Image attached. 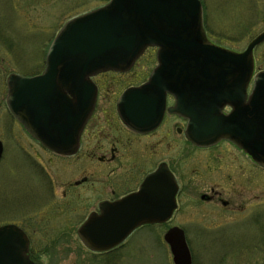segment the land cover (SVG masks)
<instances>
[{
    "label": "water",
    "instance_id": "95a60500",
    "mask_svg": "<svg viewBox=\"0 0 264 264\" xmlns=\"http://www.w3.org/2000/svg\"><path fill=\"white\" fill-rule=\"evenodd\" d=\"M262 41L264 31L242 52L212 44L204 32L200 0H109L64 24L48 50L44 74H10L7 102L13 114L47 147L72 154L95 103L96 90L89 76L128 69L148 45H156L160 65L151 83L124 93L119 103L123 120L133 124L125 102L132 92L148 91L153 82L163 84L165 74L174 75L175 66L169 61L177 53L183 61V76H198L208 85L199 88L198 96L188 98L193 105L179 103V110L193 116V125H198V137H190L198 144L231 140L264 166V70L254 75L250 94H246L254 74L253 50ZM67 91L77 96L81 93L80 105L66 101ZM226 104L232 106L228 114L222 112ZM176 190L174 176L162 165L146 177L138 191L101 202L100 212L88 216L78 235L93 251L110 250L137 227L168 220L177 206ZM164 238L174 264H192L182 228L171 227ZM29 249L30 241L22 228L16 224L0 226V264H37Z\"/></svg>",
    "mask_w": 264,
    "mask_h": 264
},
{
    "label": "rangeland",
    "instance_id": "374dc122",
    "mask_svg": "<svg viewBox=\"0 0 264 264\" xmlns=\"http://www.w3.org/2000/svg\"><path fill=\"white\" fill-rule=\"evenodd\" d=\"M107 1L0 0V138L3 137L6 144L0 161V226L14 223L23 227L30 237L32 257L40 264H108V258L93 256L83 245L77 228L96 208L100 198L119 196L127 191H115L113 195L112 191H96L91 184L78 188V191H66L68 183L80 178L78 174L84 171L80 170L82 166L79 163L67 165L55 160L49 165L47 157L40 159L43 164L31 163L35 150L16 132L13 134L19 141L16 143L19 147L3 135V130L12 124L4 107L6 77L13 70L30 72L37 63L41 65L51 39L69 18ZM201 2L203 23L210 37L225 45L243 49L264 30V0ZM254 55L255 74L264 68V42L255 48ZM137 66V71L148 69L143 60ZM110 85L111 90L105 88L104 93L107 91L113 98L121 85ZM92 148L90 145L88 150ZM26 154L31 158L30 166L25 161ZM85 167L92 178L99 181L109 179L99 174L93 163L85 164ZM258 172V191L247 195L251 196L249 204L258 203V213L262 215L264 171L260 169ZM66 193L74 195L65 197ZM197 197L196 191L184 193L173 220L186 231L193 264H264V216L261 222L258 216V227L247 224L238 226L235 231L232 229L226 237L222 234L205 240L200 237L199 240L196 232L203 222L213 231L215 228L211 227V222L228 213L221 212L219 206L215 209L211 205L196 203ZM66 200L74 203L70 205ZM252 208L249 209L250 214ZM166 230V226L137 229L127 243L114 252L113 264H174L170 247L164 240Z\"/></svg>",
    "mask_w": 264,
    "mask_h": 264
},
{
    "label": "flooded vegetation",
    "instance_id": "af4514ba",
    "mask_svg": "<svg viewBox=\"0 0 264 264\" xmlns=\"http://www.w3.org/2000/svg\"><path fill=\"white\" fill-rule=\"evenodd\" d=\"M205 32L210 41L220 46L237 51H241L246 47L244 46L243 49L230 47L222 41L210 37L207 29H205ZM47 49L48 47L45 50L41 65L37 63L30 72H18V70L11 72L31 77L42 74L46 67ZM157 52V47H147L129 69L100 72L92 76L97 89L96 101L92 114L80 132L79 146L75 154L63 155L46 148L35 135L27 130L22 121L11 113L6 102L7 92L4 107L12 124L9 125V130H3L4 137L11 138L12 140L9 142H14L15 147H19L16 145L19 141L13 134V132H16L17 136L23 138L27 145L35 150V156H32L33 159L27 154L25 156V161L29 166L31 165L30 159L31 163L35 165L36 163L43 164L40 161L42 157H47L49 165L55 160L67 165L79 163L82 166L80 170H84L82 171L84 173L78 174L80 178L68 183L66 191H78V188L87 184H91L93 186L91 188L96 189V191H112L113 195L115 191H127L119 196L100 198L96 203V208L92 211H99L100 203L103 201H114L131 191H138L147 176L165 165L174 176L177 185V208L169 220L147 224L138 229L149 226H166L168 229L171 226H177L173 223V220L180 209L184 193L186 194L187 191L197 192L196 203L211 205L215 209L219 206L221 212L228 213L227 216L217 217L213 223L211 222V227L215 228L213 231L210 230V226L208 228L203 222L196 232L199 240L200 237L205 240L207 237L212 238L222 234L226 237L232 233V229L235 231L238 226L247 224H254L255 227H258V216L261 222L264 213L262 215L258 213V203L249 204L251 196L247 194L251 191H258V171L260 169L264 171V167L230 140L221 139L208 144L194 142L193 139L198 137V125L194 124L196 127L192 125L191 131L188 130L190 119L187 114L184 115L176 108L178 102L176 94L165 92L164 109L160 111L162 104L159 101L160 95L155 92L156 90L148 93V97L145 93H133L126 100V105L133 115L138 109L143 111L142 116L135 115L134 121L136 122L139 117L146 125L144 128H136L135 124H132V126L122 120L119 113V101L124 91L138 88L150 79L151 73L158 64ZM141 60L148 65L146 71H137V65L141 63ZM7 78L8 76L6 77V87ZM182 80L181 74L176 76L177 84L180 82L176 87L182 88ZM111 83L121 85L118 91L114 93L113 98L106 93L111 90ZM187 87L198 89V84L191 83ZM78 88L81 89V86ZM105 88H107V91L104 93ZM66 96L70 105L72 102L80 105L82 101L81 96L72 94L69 91H67ZM150 96L152 100H149ZM222 110L227 113L231 110V107L226 104L222 107ZM160 114L162 115L161 118L159 117ZM7 130L8 132H6ZM190 135L193 136V139ZM0 140L3 144L1 161L6 144L3 137ZM90 145L93 148L88 150ZM88 163H93L94 167L99 169V174L105 175L109 179L99 181L88 175L85 167V164ZM98 171H95V173ZM91 173L94 172L91 171ZM69 194L66 193L65 197H68ZM254 196L256 201L258 192ZM69 201L68 204L70 205L74 203ZM260 206H264V204ZM251 208L252 213L250 214L249 209Z\"/></svg>",
    "mask_w": 264,
    "mask_h": 264
},
{
    "label": "trees",
    "instance_id": "16d2710c",
    "mask_svg": "<svg viewBox=\"0 0 264 264\" xmlns=\"http://www.w3.org/2000/svg\"><path fill=\"white\" fill-rule=\"evenodd\" d=\"M110 255H111V253L108 254V255L106 256V258H108V261H109L108 264H113V262H112V257H113V256H110Z\"/></svg>",
    "mask_w": 264,
    "mask_h": 264
}]
</instances>
